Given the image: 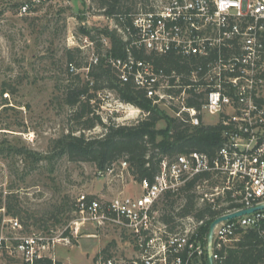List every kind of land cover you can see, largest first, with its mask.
<instances>
[{"label": "built area", "instance_id": "obj_1", "mask_svg": "<svg viewBox=\"0 0 264 264\" xmlns=\"http://www.w3.org/2000/svg\"><path fill=\"white\" fill-rule=\"evenodd\" d=\"M27 11L25 2L19 14ZM129 16V24L119 17L123 26L106 18L126 42L123 56L110 52L105 37L102 54L93 40L84 38L90 48L85 77L104 59L120 82L131 81L154 104L172 108L174 117L192 127L220 125L221 144L211 155L194 150L164 158L153 180L140 183L144 190L137 196L117 195L109 201L79 197L71 235L87 224L111 225L128 239L130 255L98 254L91 264H219L245 233L255 232L264 243V208L219 221L210 242L205 230L218 217L264 206V0H153ZM139 53L176 55L184 72L157 69ZM68 69L77 71L73 63ZM206 116L214 119L205 121ZM117 166L126 168L127 163H113L98 175H111ZM190 182L198 205L207 203L215 216L175 215L184 202L180 190ZM167 195L181 201L169 224L155 214V206ZM4 222L13 230L21 228L17 219ZM61 242L69 243L63 231L54 237L1 234L0 255L17 257L20 264H69L42 255Z\"/></svg>", "mask_w": 264, "mask_h": 264}, {"label": "rangeland", "instance_id": "obj_2", "mask_svg": "<svg viewBox=\"0 0 264 264\" xmlns=\"http://www.w3.org/2000/svg\"><path fill=\"white\" fill-rule=\"evenodd\" d=\"M25 2L29 11L19 14ZM88 4V0H0V198L16 211L11 215L13 212L7 213L4 207L0 209V235L54 237L63 231L69 243L50 246L42 255H53L69 264H91L98 254H131L128 239L111 225L94 228L87 224L77 236L71 235L69 226L74 225L79 197L109 201L117 195L137 196L144 190L129 176L127 167L117 166L113 174L100 176L93 163L70 161L59 155V140L70 126L69 108L63 102L67 72L85 80L83 67L90 56L80 29L93 32L95 28H113L98 12L87 11ZM76 47L82 50L77 59L82 63L71 72L65 51ZM108 100L110 105H105ZM115 100L114 92L100 91L97 101L92 102L105 123H127L140 116L137 107L123 103L117 108ZM158 106L173 116L172 108L163 103ZM213 119L205 117V121ZM163 126V121L158 123V128ZM101 131L95 127L85 133L96 135ZM165 202L162 199L155 206L156 215ZM8 218L17 219L21 228L13 230L4 222ZM20 263L17 257L0 255V264Z\"/></svg>", "mask_w": 264, "mask_h": 264}, {"label": "trees", "instance_id": "obj_3", "mask_svg": "<svg viewBox=\"0 0 264 264\" xmlns=\"http://www.w3.org/2000/svg\"><path fill=\"white\" fill-rule=\"evenodd\" d=\"M151 1L153 0H88L87 11H96L111 19L113 23L123 26L124 23H120L119 17H124L125 24H129V14L139 7L145 9ZM82 29L81 33L94 41L95 50L99 54L105 49L101 41L103 37L108 39L113 55L125 54L126 42L115 28H95L93 32L91 29ZM81 53L82 50L78 47L66 49V62L80 68L81 58L80 61L77 59ZM138 57L152 61L157 69L184 72V66L176 55L139 53ZM67 75L63 102L69 108L70 126L65 137L59 140L58 146L59 155H65L70 161H88L93 163L97 170H105L113 163L125 161L127 172L134 181L151 182L160 171L164 158L170 159L177 154L194 150L211 155L221 144L220 125L201 124L192 127L182 118L166 115L152 99L146 97L143 90L135 88L131 81L120 82L104 59L91 66L87 74L88 79L84 80L79 74L72 75L69 72ZM100 91L114 92L122 103L140 109V116L127 123H115L111 120L108 124L105 123L100 115L95 113L92 103L97 101ZM161 121L164 126L158 128ZM95 127H100L102 131L96 135H86L85 130ZM191 184L192 182L181 188L184 202L175 215H193L198 219L215 216L216 212L207 203L198 205L196 194L190 191ZM165 199L159 220L169 224L174 219L175 204L180 196L173 198L167 195ZM9 201L11 202V199ZM3 207L7 213L13 212L11 215H16L15 206L9 202L6 204L0 198V209ZM207 229L208 225L205 227L206 231ZM219 264H264V243L255 232L245 233L235 246L228 249Z\"/></svg>", "mask_w": 264, "mask_h": 264}, {"label": "water", "instance_id": "obj_4", "mask_svg": "<svg viewBox=\"0 0 264 264\" xmlns=\"http://www.w3.org/2000/svg\"><path fill=\"white\" fill-rule=\"evenodd\" d=\"M261 208H264V206L263 205H260L258 207L240 210L238 212H235V213H232V214H227V215H224V216H221V217H218V218L214 219L210 223V225L208 227V241L209 242L211 241L212 233H213V228H214L215 224L218 223L219 221L224 220V219H229V218L237 217V216H240V215H243V214L252 212V211H254L256 209H261ZM209 264H213L212 263V260H209Z\"/></svg>", "mask_w": 264, "mask_h": 264}, {"label": "crops", "instance_id": "obj_5", "mask_svg": "<svg viewBox=\"0 0 264 264\" xmlns=\"http://www.w3.org/2000/svg\"><path fill=\"white\" fill-rule=\"evenodd\" d=\"M104 17V16H103ZM106 18V17H105ZM140 110V109H139ZM130 176V175H129ZM131 177V176H130Z\"/></svg>", "mask_w": 264, "mask_h": 264}]
</instances>
